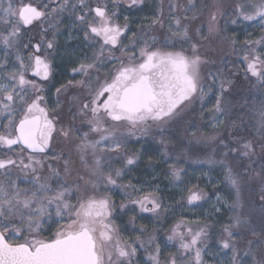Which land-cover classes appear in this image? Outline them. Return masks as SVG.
I'll return each mask as SVG.
<instances>
[{
  "label": "snow or ice",
  "instance_id": "obj_1",
  "mask_svg": "<svg viewBox=\"0 0 264 264\" xmlns=\"http://www.w3.org/2000/svg\"><path fill=\"white\" fill-rule=\"evenodd\" d=\"M69 2L70 0H62L56 8H51V4L56 3V0H48L47 3L40 5H34L31 0L28 3L20 0L19 5L15 3V0H9L7 7L0 4V44L5 49V56L10 54L12 48L20 46L22 26L27 27L37 21L43 25L48 18L68 10ZM142 3L143 0H127L128 8H138ZM112 5L118 8L119 0H112ZM188 5L189 7L175 3L170 5L168 30L179 40L189 39L188 26L182 25L181 17L175 13L178 9L182 13L191 11L195 19L196 6L193 0H188ZM205 6L214 9L209 15L208 31L210 34L218 35L221 32L218 19L226 14L220 11L218 3L214 2ZM79 7L87 9L76 16L78 23L86 25L83 29L84 39L93 41L90 45L92 47L99 43V50L93 54L90 62H82L79 67L72 70L73 73L83 74L85 77L77 81L76 85L88 89V98L79 105L77 113L84 118L88 131L82 136L76 135L79 142L75 144V151L79 155L82 166L89 170L90 176L95 177L94 182L86 183H93L94 187L100 183L116 186L117 180L114 176L120 177L122 170H114V176L111 170L104 175L102 170L106 166L105 162L120 158L129 136H135L137 133L142 136L147 135L153 126L162 129L164 125L175 119L182 106L192 103L197 97L203 100L205 86L200 68L204 61L197 54V44H192L193 54L189 57L183 52L152 50L154 38L152 45L147 40L144 41V47L140 48L139 56L135 53L128 55L129 45H121L129 26L127 23L121 26L114 22L118 16L117 12L110 11L107 5L89 8L84 0H79ZM76 8L77 5L72 4L73 12ZM92 13L95 15L89 20L88 17ZM183 18L187 19V16L184 15ZM127 19L125 17V20ZM257 21L261 30L264 31V0H250V2L244 0L238 3L234 9L233 18L226 20L225 24L231 23L236 26L244 22ZM164 24L163 11H160L152 20V26L159 25L163 28ZM52 27L55 26L42 27V31L46 33ZM138 42L133 38L132 47L134 48ZM168 42L165 41V43ZM235 43L233 39V46ZM257 45L264 46V36L258 40L244 42L242 60L246 63V74L258 78L264 84V54L257 52ZM24 47L34 48L35 53H39L42 45L31 44V38H29V43L24 44ZM46 47L53 49L54 41H48ZM117 48L123 54L121 57L114 56V50ZM35 53L30 54L27 62L22 55L18 54L16 62L19 68L13 65L12 72L7 76L9 83L0 84V94H2L0 95V117L7 114L8 121L3 124L5 131L0 132V148L11 152L13 145L23 146L15 157L6 155L0 158V170H4L5 177L0 180V264H132L137 249L133 243L120 239L119 230L111 222L113 205L108 197L97 198L95 195L81 197L77 204H70L66 197L71 189L67 181L62 180L58 171L49 165L51 174L48 177H42L40 173L44 166L42 160L28 155L25 161V149L32 153H43L49 147L53 134L56 132L55 121L49 119L46 108L40 106L44 97L39 93L43 89L34 80H28L25 77V73L30 70L33 76H38L41 80L49 79L50 63L46 56ZM112 60H118L119 66L105 74L103 79L99 75L93 76L94 72L98 73L100 67L105 66L106 61ZM5 68H7V60L0 63V73ZM3 78L0 76V79ZM217 78L218 74L209 73L207 79L212 81L210 89L215 87ZM230 84L231 80L228 78L220 81L221 94L217 95L215 107L211 110L213 113L222 112V94L228 91ZM76 85L69 81L68 85H62L61 88L56 89L57 94L69 86ZM29 87L34 90L35 98L29 96ZM21 109L24 111V116L16 124L14 114ZM253 119L256 134L260 137V141H264V103L254 110ZM212 122L218 125L222 121L213 116ZM0 123L3 121L0 120ZM121 129H126V133ZM59 133L65 139L74 135L71 129L63 127ZM90 133L96 134L99 138L90 139ZM209 139H215V137ZM221 146L229 150L224 153L225 157L231 152L251 160L255 154L256 144L252 141H244L241 148H231L229 144L221 142ZM260 149L264 152V143H260ZM89 156L92 157L91 164L88 163ZM136 159L137 157L128 156L126 164L132 165ZM219 163L226 168V181L237 191V199L231 206L232 211L238 212L241 209L239 192L244 176L258 179L264 192V164L261 166V171L256 173H252L253 165L251 164L247 166L237 164V167H243L244 171L236 173L232 167L226 166L224 161ZM14 168L20 170L24 179L32 187L21 189L16 181L10 178ZM64 173L65 176L71 174L67 160H65ZM172 175L179 178V170L173 169ZM53 179L56 180L55 187L50 183ZM201 198L200 192L190 190L187 200L189 204H192ZM129 201L143 213H156L162 206L158 202V197L153 194L135 199L129 197ZM261 201L264 202V194L261 195ZM125 207L126 205H121V209ZM49 222L58 225L56 231L47 238H41L44 224ZM246 222L240 214H237L233 217L232 224L225 227L224 232L231 238V229ZM177 227L172 229V234L167 239L171 241L178 238L179 247L184 252L195 248V264H202L201 250L196 246L206 234L205 230L200 229L193 233L192 229L188 228L187 231L191 236L189 241L183 232L177 231ZM13 234L22 239L14 241L11 239ZM151 239L152 237L149 238V242ZM139 243L141 247H144L143 241ZM222 248L233 251V264H237L236 249L229 239L222 242ZM159 252L160 249L157 246L156 253L150 256L152 264H161ZM253 260L254 264H264V258L256 260L253 257ZM165 264H176V259L165 261Z\"/></svg>",
  "mask_w": 264,
  "mask_h": 264
},
{
  "label": "rangeland",
  "instance_id": "obj_2",
  "mask_svg": "<svg viewBox=\"0 0 264 264\" xmlns=\"http://www.w3.org/2000/svg\"><path fill=\"white\" fill-rule=\"evenodd\" d=\"M119 1H122L124 4V7L122 8L124 10V14L128 11L133 15V38L139 42L135 44L134 48L131 46L130 52L135 53L137 56H139L140 48L144 47V41L147 40L148 43L152 45L153 38L154 47L152 50L160 49L164 52H183L184 55L189 57H191L193 54L192 44L198 45L197 54L204 61L200 68L201 77L203 78V83L205 86L204 98L203 100H200L199 97H197L192 103L182 106V109L178 112L175 119L169 124L164 125L162 129H158L153 126L147 135L142 136L140 133H137L135 136H129L127 144L122 149V155L120 158H113L112 161L105 162L106 166L102 170V174L104 175H106L111 170L114 176V170H122L120 177L114 176V178L117 180V185L121 184L120 181L122 177L127 174L129 175V172H132L130 175H134L133 177L135 179V184L134 182L127 183L128 191L126 192L127 195L124 199L125 203L122 204L127 205L129 208L125 207L124 209H121V203L116 204L112 198L114 194L113 192L122 195L121 190H124L122 189V186H106L104 183H100L94 187L93 183H86L87 181L94 182L95 177L90 176L89 170L82 166L80 162L79 155L75 151V144L79 142L76 139L75 134L71 136L69 158L66 159L69 161L71 174L65 176V161H63L62 158H55L52 163H49L46 160L43 161L44 169L46 170L44 172L42 171L41 175L42 177H48L51 174L48 166L53 164L52 169L60 173L62 180H66L68 187L71 189V192L66 198L68 202L73 205L77 204L81 197L92 195H95L97 198L105 196L108 197L111 204L113 205L111 222L119 230L120 239L122 241L133 243V246L137 249L136 255L132 259V264H152V261L149 263L147 255L151 256L152 254L156 253L157 247L153 245V243L156 240L155 235L158 233V230H149L148 233L145 230L140 232L138 230V226L134 225V232L131 231V233L128 234L126 238L123 237V234L128 233L125 231L127 228V223L129 221H136V218L141 217V211L139 208L137 211V209L133 208V206L132 208L129 206L132 205L129 201V197L134 199L147 194H153L157 197L159 196L157 191L155 192L152 189L144 187L142 183H136V180L140 179L139 176L142 174L141 171L157 169L173 171V169H178L179 171H182L180 173V176H182L181 180L183 179V181L189 182V186H192L191 189L189 188L184 189L185 191L183 190V195L181 196L184 203L188 202L187 197L190 190L198 191L202 194V198L195 202L206 203L208 204L209 210L211 209V211H209L205 206H202L201 212L203 215L208 216L212 213L213 209L218 211V204L222 203V209H220L221 214L224 212L226 215L225 217H227L226 220L225 218L223 219V221L225 220L224 224H221L219 227H217V231L215 230L214 237L211 239H209L207 236L209 231L211 232V227L208 223H199L196 219L194 221L185 222L188 223L186 225L187 229L191 228L193 233L199 231L200 229L205 230L206 234L202 236L196 246L201 250L202 264H233V251L231 249L226 250L222 248V242L225 239H230L224 232V229L225 227L232 224L233 217L237 214H240L242 219H246L245 216L242 215L241 209L238 212L231 210V206L237 199V191L226 181V168L222 167L219 163L220 161H224L226 166H230L226 162V157L224 155V153L228 152L229 150L223 148L221 146V142L229 144L231 148H241L244 141H252L256 144L255 154L253 157L264 160V152H261L260 149V143H264V141H260V137L256 134V128L253 127L255 123V120L253 119L254 110L259 106L255 107L254 105L253 108H250L251 111L249 116L247 113L246 115H239L244 107L242 108V105H236L233 103V101L237 99L234 96L241 94V91L245 90L244 87H242V84L239 82V76L236 74L237 69L241 70L242 73H244L246 69V63L242 60L244 55V42L246 40L260 39L262 36H264V31H262L259 27V21L255 23L244 22L236 26H233L231 23H228L227 25L225 24L226 20L233 18L236 5L238 3L244 2V0H193V3L196 6L195 19H193V12L189 11L187 13H182L178 9L175 15L181 17L182 25L188 26L189 39L187 40H179L178 38L172 36V33L168 30V17L170 15L169 9L171 4L175 3L183 7H189L188 0H143V3L138 6V8H128L127 0ZM8 2L9 0H0V4H2L3 7H7ZM23 2L28 3L30 0H23ZM31 2L35 3V5H40L41 3H47L48 0H31ZM97 2L99 6L107 5L109 7V4L112 2V0H84V3L88 4H97ZM214 2L218 3L220 5V11L226 14L218 19V26L221 29V32L218 35L215 33L210 34L208 31L209 15L211 11H214V9L206 7L205 5H211ZM15 3L19 5L20 0H15ZM60 3H62V0H56V3L51 4V8L58 7ZM48 11H50V9H48ZM160 11H163V17L165 19L163 28H161L159 25L152 26V20ZM64 15L65 13L63 11L58 12L53 17L55 20L61 21ZM184 15L187 16V19L183 18ZM53 17H50V19H53ZM233 39L236 41L235 46L232 44ZM165 41L169 42L165 43ZM1 47H3L2 44H0V48ZM256 48L259 54H264V46L257 45ZM5 60H7V68H5L3 73L0 75L4 77L2 80L0 79V84L9 83L7 76L12 72L13 65L16 66V57L13 48L10 50V54L7 57L3 55V58L0 59V63H4ZM110 62L111 61H106L105 66L100 67L99 72L100 70L102 71L98 75L101 79H103L105 74L110 72L108 71L107 67ZM210 72L218 74L215 87H212L211 89L209 86L212 84V81L207 79ZM225 78L230 79L231 84L228 85V91L222 94V112L213 113L211 110L215 107L217 95L221 94L220 81ZM259 86H261V83ZM262 100L264 103L263 96ZM79 102L80 99L78 98L76 103L71 102V105L76 106ZM191 111H194L197 114L196 115L193 112L194 115L197 116L194 122H192L193 113L191 114ZM233 112H235V114H233ZM229 114H231L230 121L228 120ZM213 116L218 117L222 122L218 125L214 124L212 122ZM0 120L8 123L7 114L0 117ZM179 122L186 125L181 127ZM78 125L81 126L80 123H76L73 127L74 129L72 128V130L76 132L79 130L77 133L82 136L84 132L88 131V126L85 128L83 127L84 130L81 131L77 128L79 127ZM180 130L182 133H180L181 135L179 136L178 133ZM121 131L126 133L127 130L121 129ZM173 134H175L176 137H180L181 141L184 143H203L207 152H184L181 148H179V145H177L176 141L172 138ZM210 137H215V139H209ZM98 138L99 137L96 134L90 133V139ZM229 155L230 157L235 156L238 159L245 158L231 152H229ZM128 156L137 157L132 165L126 164ZM209 161L213 162L210 163ZM88 163H92L91 156L88 157ZM14 169H12V175L10 178L15 180L21 189L32 187V185L24 179L23 175L18 174ZM232 169L236 173H243L244 171L242 169ZM0 172L2 175L0 176V180H2L5 178L3 177L4 171ZM80 177H83V179H80ZM178 179L179 178L175 179V176L172 175V179L170 181L171 183H174L175 180H180ZM203 180L213 181L215 184L211 186L208 191H206L204 185L202 184ZM50 183L54 187L56 186L55 179L51 180ZM77 186H79V190H77ZM167 194L170 193L167 192ZM228 194L230 196L232 195L231 200L228 197ZM239 203L242 208L240 195ZM163 214L167 216L165 210L163 211ZM148 217L152 219H156L158 217L157 220L160 223H163V219H165L162 217V211L159 210L156 213L150 212ZM57 226L58 225L56 223H45L44 230L40 234L41 238H47L51 236L56 231ZM174 227H177L178 232H183L185 237H187V239L190 241L191 236L189 233L187 234L185 232L186 229H184V225L176 224L175 226L174 222L173 224H169L166 228V233L168 236L172 234V229ZM235 228L237 233L239 227ZM25 235H27V233H25ZM150 237H152L151 243L147 244L146 240ZM11 239L15 241L22 239V237H16L13 234ZM139 241L146 243V246L148 247L147 252L149 253H143V249L145 248L140 246ZM179 244L180 241L178 238L169 241L165 248L167 254L164 255L159 253V257H162L165 259V261L175 258L176 264H195V248L189 252H184L180 249ZM159 249L161 251V249L164 248L159 246ZM245 253H248V255H245ZM235 256L237 264H254L253 257L256 258L255 251L251 249H245V251H243L241 254L237 253L236 250ZM161 264H165V262L161 261Z\"/></svg>",
  "mask_w": 264,
  "mask_h": 264
},
{
  "label": "flooded vegetation",
  "instance_id": "obj_3",
  "mask_svg": "<svg viewBox=\"0 0 264 264\" xmlns=\"http://www.w3.org/2000/svg\"><path fill=\"white\" fill-rule=\"evenodd\" d=\"M35 5V3H33ZM72 4H76L77 8L75 12L71 10ZM89 8H95L98 6L97 4L92 3L88 4L85 3ZM68 10H65V15L60 20H55L48 18L43 22V25L41 22L37 21L34 22L32 25L24 27H21V33H20V46L18 48H13L15 52V57L19 54L22 55L25 59V62L28 61L30 54L35 53L34 48H25L24 44L29 43V38H31V44H37L40 43L42 45L41 51L39 53H35L41 56H46L48 62L51 66V72L49 75L48 80H41L38 76H33L32 72L29 70L25 73V77L28 80H34L38 85L41 86L43 91L39 93L41 96L44 97L43 102L41 103V107L46 108L47 115L49 119H52L55 121V127L56 132L53 134V139L50 141L49 147L45 149L43 153H32L30 150L25 149V161H27L28 155H33L37 159H40L42 161L46 160L49 163H52L55 157L61 156L63 161L69 158L70 153V146H71V136L68 139H65L64 136L60 135L59 130L63 127L66 129H71L75 126L76 123H80L81 126L77 127L81 131L84 130L85 127H87L86 122H84V118L77 115L79 104L83 103L85 99L88 98V89L86 87H81L76 85L77 81H80L82 79H85L83 74L73 73V69L79 67V65L82 62H90L91 57L95 52L99 50V43L95 44V47L90 46L93 41L85 40L84 39V31L86 25H81L77 22L76 16L80 15L84 11H87V9H82L79 7V0H71L68 5ZM124 7V4L122 1H119V7L115 8L112 5V2L109 4L110 11H114L118 13L117 18L114 20L115 23L123 26L125 23L128 24V30H126L125 36L122 38V45H129L128 48V55H132L133 53L130 52L132 41H133V32H134V26L132 25L133 15L132 13H129L128 11L124 14V10L122 9ZM94 13L89 15L88 19H92L94 17ZM126 16L128 19L125 20ZM49 25H54L55 27H52L47 31L46 33L42 31V27H48ZM99 38H97L98 40ZM54 41V48L53 49H47V43L48 41ZM3 55H5V49L3 47L0 48V59L3 58ZM123 54L117 48L114 50V56L115 57H121ZM125 62H127L125 60ZM119 66L118 60H112L108 65V71H111L114 67ZM16 68H19V64L16 62ZM107 69V68H106ZM102 70L98 73H93V76H97L99 73H101ZM106 71V72H108ZM3 73V72H2ZM0 73V75L2 74ZM2 80V79H1ZM69 81L72 82L73 85L76 86H69L66 88V90H62L60 94H57L56 89L61 88L62 85H68ZM93 84H95V80H93ZM28 93L31 98H35L34 90L31 89V87L28 88ZM2 95V94H0ZM80 99V102L76 106H72L71 102L76 103L77 99ZM74 115V116H73ZM24 111L18 110L15 113V123L18 124L19 120L23 118ZM7 122L0 123V132H4L5 129L3 127V124H6ZM82 127V129H81ZM84 127V128H83ZM74 129V128H73ZM72 132L76 135H79L76 131L72 130ZM22 145H13L12 151L9 152L7 149L0 148V158L5 157L6 155H11L15 157L17 153L22 148ZM44 165V164H43ZM53 164H51V167ZM17 171L18 174L23 175L19 169H14ZM46 169L43 168L40 170V173L42 174V171L44 172ZM4 171V170H0ZM180 173L182 171H179ZM128 173V172H127ZM132 172H129V175H124L120 181V185L122 186L121 194L113 192V201L116 202V204L125 203V197L127 195L128 191V182H134L135 179L134 175H130ZM172 171H166V170H146L143 171L140 179L136 180V183H142L144 187H147L149 189L157 191L158 196V202L162 205L159 211H162V217L163 223L157 222V229L159 230L158 233L155 235V242L153 245L162 246L161 251L159 253L167 254L166 251V244L169 243L168 241V234L166 233V228L169 224H173V222L178 225H182V220L177 216V214L174 216V220H168L167 217L170 215L168 211H179L181 210L183 206V198L182 193L184 189H191L192 186H189V182L181 180V177L179 175V181H176L171 183L172 179ZM0 176L1 172H0ZM4 177V175H3ZM136 178V176H135ZM168 178V179H167ZM177 179V177H175ZM205 187L207 186L209 188L213 186L215 183L213 181H205L203 180ZM217 183V182H216ZM161 188V189H157ZM107 191V190H106ZM170 193V194H167ZM173 194V196H172ZM143 196V195H142ZM135 199V198H134ZM115 204V205H116ZM186 206H189V208H195L198 207L200 210L202 206H205L208 210V206H206V203H197L193 202V204H189L188 202H185ZM120 206V205H118ZM116 206V207H118ZM133 206V208L137 209L138 207L135 205H129ZM151 207V205H148ZM126 207H128L126 205ZM129 208V207H128ZM166 211L167 216L163 214V211ZM211 211V209L209 210ZM143 213V212H141ZM140 213V215H141ZM150 212L143 213V215H149ZM161 214V213H160ZM158 218V217H157ZM156 218V220H157ZM158 221V220H157ZM122 222V221H121ZM155 222L152 220L150 225ZM166 222V223H165ZM134 225L138 226V230L141 232L142 230L148 231L149 228H146L142 224L137 223V221H129L127 223V228L125 229L127 234H123V237L126 238L128 234L131 233V231L134 232ZM182 228V226H181ZM141 229V230H140ZM151 231V230H150ZM146 243L149 244V238L146 240ZM146 243L144 242V248L143 253H149L147 252L148 247L146 246ZM161 254V256H162ZM149 263L150 255H147ZM161 261L165 262V259L160 257Z\"/></svg>",
  "mask_w": 264,
  "mask_h": 264
},
{
  "label": "trees",
  "instance_id": "obj_4",
  "mask_svg": "<svg viewBox=\"0 0 264 264\" xmlns=\"http://www.w3.org/2000/svg\"><path fill=\"white\" fill-rule=\"evenodd\" d=\"M236 74L239 76V82L242 84V87H244L245 90H242L241 94L234 96L237 99L233 101V103L236 105L238 104L242 105V108L244 107L243 108L244 111L242 110V112L239 115H242V114L246 115L247 113L249 116L250 111H251L250 108H253L254 105L255 107L260 106V104L263 103L262 96L264 97V84H262L260 80L258 81V78L252 77L251 75L246 74V72L242 73L241 70L237 69ZM260 83H261V86H259ZM194 111H191V114ZM194 113L192 115V122H194L195 119L197 118V116H195ZM233 114H235V112H233ZM230 119H231V114H229L228 120L230 121ZM179 123L181 127H183V125H186L181 122ZM180 133H182L181 130L178 133L179 136L181 135ZM172 138L176 141V144L179 145V148H181L184 152H189V151L191 153L193 152L206 153L207 152L205 150L206 147L204 146L203 143H198V142H194L191 144L184 143L183 141H181V138L176 137L175 134L172 135ZM226 162L232 168L242 169V170H244V168L237 167V164H241L244 166L251 164L253 165L252 173L260 172L261 166L262 164H264L263 159L255 158L253 156L251 160H249L246 157L242 159H238L235 156L230 157L229 154L226 157ZM143 171H146V170H143ZM143 171H141V173ZM252 173H250V175ZM202 184L204 185V188L207 190L208 187L207 186L205 187L206 183L204 184V182L202 181ZM262 194H264V192H262L259 180L255 178H249V176H246V177L244 176V179L241 182L239 195H240V199L242 202L241 213L243 216H245V219L247 222L239 226L237 233H236V228L234 227L232 229V237L229 239L231 241V244H233L234 247L236 248L237 253L241 254L243 251H245V249L254 250L257 260L264 258V211H262V209H264V202L261 201ZM226 197H227V193H226ZM228 197L231 200L232 195L230 196L228 194ZM206 206H208V204H206ZM218 208H219L218 211L213 209L212 213L210 212L211 214L206 216V215H203V213L198 207L189 208V206H186L183 201V206L181 210L168 211L170 215L167 217V221L168 220L173 221L174 216L177 214V216L181 218L182 225H184V229H186L185 232L187 234H188V231H187L186 225L188 223H185V222L194 221L196 219L197 222L199 223H208L211 227V232L209 231L207 236L209 239H211L214 237L215 230L217 231V227H219L221 224L223 225L225 220L227 219V217H225L226 216L225 213L222 212L221 214V211H220V209H222V203L218 204ZM223 208H224V205H223ZM224 218L225 220L223 221ZM152 220H154L155 222H153L150 225ZM136 221L137 223L142 224L143 226H145L146 228H149L152 231L158 230L157 229L158 221L155 218L153 219L149 218L148 215L146 216V215H143V213H141V217L136 218ZM228 224H229V220H228ZM250 242L252 243L250 244Z\"/></svg>",
  "mask_w": 264,
  "mask_h": 264
}]
</instances>
